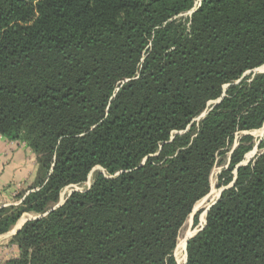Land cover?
<instances>
[{
    "label": "trees",
    "instance_id": "trees-1",
    "mask_svg": "<svg viewBox=\"0 0 264 264\" xmlns=\"http://www.w3.org/2000/svg\"><path fill=\"white\" fill-rule=\"evenodd\" d=\"M194 5L0 0V136L38 166L31 191L0 209V235L34 216L9 264H176L216 158L264 125V72L243 77L264 65V0H201L176 20ZM250 141L218 175L225 190L185 264H264V143L239 166Z\"/></svg>",
    "mask_w": 264,
    "mask_h": 264
},
{
    "label": "crops",
    "instance_id": "crops-1",
    "mask_svg": "<svg viewBox=\"0 0 264 264\" xmlns=\"http://www.w3.org/2000/svg\"><path fill=\"white\" fill-rule=\"evenodd\" d=\"M37 169L36 157L24 143L0 136V209L19 204L17 197L31 191ZM33 218L32 214H24L11 230L0 235V264H9L18 257L19 250L12 238L26 221Z\"/></svg>",
    "mask_w": 264,
    "mask_h": 264
},
{
    "label": "rangeland",
    "instance_id": "rangeland-1",
    "mask_svg": "<svg viewBox=\"0 0 264 264\" xmlns=\"http://www.w3.org/2000/svg\"><path fill=\"white\" fill-rule=\"evenodd\" d=\"M200 2L201 0H195L194 8H192L190 11H187L181 14L178 18H176V20L184 21V20H187V18H190V16L200 6ZM263 72H264V65L257 69H254L252 71L245 73L243 77L252 78L255 74H261ZM243 77L240 80H238L236 83H239L243 79ZM215 103L216 102L211 103V104H215ZM243 136H249L251 138L250 142L245 143V145H251V149L248 153H246L243 161L239 164V166L247 165L249 162L253 161L257 156H259L263 152V147L261 145L264 143V125L260 129H257V130L236 133L232 139V143L226 146L222 151L223 154L216 158L214 167L210 175L209 192L204 198H202L200 201H198L195 204L190 217L188 218V220L186 221V223L184 224V226L182 227L180 231L177 246L173 253L176 264L178 260H180L183 257L181 247H179L180 241L186 238L191 239L195 234H197L200 231L201 227L204 225L205 215L207 214L208 210L219 200L221 193L223 192V190H225V188L217 187V177L220 174V172L223 169H226V167L228 166L232 150L235 146H238L239 141L241 140ZM96 172H101V169L95 168L89 174L88 181L83 186H80V187L70 186L68 188H65L60 195L58 205L63 204L66 198L68 197V195L72 193L73 191L82 192L86 190L90 186L92 178L94 177ZM196 215H198V224L193 225V219ZM185 254H186V250H185L184 256Z\"/></svg>",
    "mask_w": 264,
    "mask_h": 264
},
{
    "label": "bare ground",
    "instance_id": "bare-ground-1",
    "mask_svg": "<svg viewBox=\"0 0 264 264\" xmlns=\"http://www.w3.org/2000/svg\"><path fill=\"white\" fill-rule=\"evenodd\" d=\"M186 239L180 241V244H179L180 246L179 247H181V251L183 253V257L180 260H178L177 264H184V260H185L184 253H185V242H186Z\"/></svg>",
    "mask_w": 264,
    "mask_h": 264
},
{
    "label": "water",
    "instance_id": "water-1",
    "mask_svg": "<svg viewBox=\"0 0 264 264\" xmlns=\"http://www.w3.org/2000/svg\"><path fill=\"white\" fill-rule=\"evenodd\" d=\"M218 102H219V101H216L215 104H217ZM202 116H203V115H202ZM58 206H59V205H58ZM58 206H57V207H58ZM57 207H56V208H57ZM189 239H190V238H189ZM189 239H187L186 242H185V250H186V245H187V242H188ZM185 263H186V254H185V261H184V264H185Z\"/></svg>",
    "mask_w": 264,
    "mask_h": 264
}]
</instances>
